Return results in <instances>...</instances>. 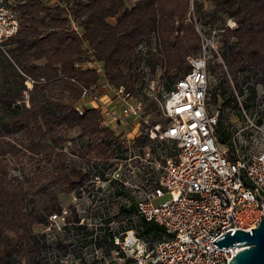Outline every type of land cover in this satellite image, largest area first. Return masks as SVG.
<instances>
[{
	"label": "trees",
	"instance_id": "16d2710c",
	"mask_svg": "<svg viewBox=\"0 0 264 264\" xmlns=\"http://www.w3.org/2000/svg\"><path fill=\"white\" fill-rule=\"evenodd\" d=\"M16 1L18 33L0 47V264H48L45 229L62 212L60 195L86 182L84 167L91 160L113 155L117 137L101 126L97 110L76 112L80 85L122 86L142 97L156 119L157 101L142 92V67L158 72L163 91L189 72L188 58L201 53L200 36L188 21L193 7L197 21L220 31L217 46L225 68L210 61L217 82L209 101L220 112L217 140L227 142L230 113L238 109L233 87L241 92L251 77L264 80V0H205L212 7L207 13L204 0ZM227 19L234 28L224 27ZM92 57L102 75L75 68ZM133 209H124L126 215ZM68 221L93 240V230L74 225L75 215ZM130 227L146 240L166 236L153 222ZM102 229L97 238L106 243L108 228Z\"/></svg>",
	"mask_w": 264,
	"mask_h": 264
},
{
	"label": "built area",
	"instance_id": "2783aa9c",
	"mask_svg": "<svg viewBox=\"0 0 264 264\" xmlns=\"http://www.w3.org/2000/svg\"><path fill=\"white\" fill-rule=\"evenodd\" d=\"M16 4L0 0V47L18 33ZM190 12L193 17V7ZM192 17L188 21L192 19L200 36L201 53L188 58L189 72L170 91L162 89L158 118L142 97L122 86L80 85L76 112L82 116L87 109L97 110L101 126L117 137L113 155L95 158L84 167L88 179L71 192L73 204L63 205L61 214L50 220L59 218L64 232L73 225L68 221L73 215L78 219L74 225H88L85 213L100 214L105 225L113 213L134 226L144 220L164 227L166 236L154 241L140 237L135 227L108 233L109 245L118 248L119 264H229L241 248L230 245L223 250L212 241L228 230L230 235L235 230L250 233L264 215V80L251 77L239 92L227 76L238 109L230 113V140L220 143L215 134L220 112L209 101L217 82L210 63L225 65L212 37ZM139 48L144 51L142 45ZM74 66L102 75L93 57ZM164 196L169 199L153 203ZM131 205L134 209L126 215L124 209Z\"/></svg>",
	"mask_w": 264,
	"mask_h": 264
},
{
	"label": "rangeland",
	"instance_id": "374dc122",
	"mask_svg": "<svg viewBox=\"0 0 264 264\" xmlns=\"http://www.w3.org/2000/svg\"><path fill=\"white\" fill-rule=\"evenodd\" d=\"M47 1H54V0H47ZM212 10L211 4L209 1H203L202 3V11L204 13H207ZM193 18L197 21V18L194 14V8H193ZM197 23L200 25V28L205 31L206 35H210L209 37H212V43L217 46L216 40H218V34L220 31H212L210 29V24L202 25L199 21ZM234 23L230 20L227 21L224 25V27L234 28ZM212 35V36H211ZM217 48V47H216ZM217 50H219L217 48ZM145 74L146 78V84L144 88L142 89L143 93L147 98L153 101H160L159 95L162 93V88L159 84V74L156 72L155 74H151L146 70V68L142 69ZM154 85V90L150 89V85ZM213 84V81H211ZM149 96H155L156 99H152V97ZM159 105V103H158ZM211 107H213V104L210 103ZM158 118V117H157ZM232 120H234V117H232ZM126 131V130H125ZM60 198L63 201V205L66 207L70 204H73L72 199V193H66L61 194ZM169 199L168 196H164L159 200H154L153 203L157 204L161 201H166ZM93 203V200H92ZM84 217L87 219L88 225L85 227L88 230H93V240L88 241L90 238L89 236H85L84 233L80 230H77L73 226H69V228H66L65 232L62 229V222L59 218H55L51 221V225H49L45 232L47 234L48 243L50 244L51 248L47 250L46 253V260L48 264H104V258L110 259V264H119L117 261V246H110L108 243V236H107V242H99L97 238V234H101L104 229L102 228H109L108 233H115L119 234L120 231L124 230L127 226H134L132 222H129V220L121 218L115 214H111L112 216L111 222L108 225H105L104 221L101 218V215H89L88 213H85ZM101 218V219H100ZM133 230H135L133 228ZM36 231H38V228H36ZM144 238V237H143ZM87 241L85 245H83L84 241ZM148 241H154L149 240ZM99 242V246H97V243ZM61 247L60 250L56 246Z\"/></svg>",
	"mask_w": 264,
	"mask_h": 264
},
{
	"label": "water",
	"instance_id": "95a60500",
	"mask_svg": "<svg viewBox=\"0 0 264 264\" xmlns=\"http://www.w3.org/2000/svg\"><path fill=\"white\" fill-rule=\"evenodd\" d=\"M231 230L217 237L212 244L215 248L226 250L237 246L241 249L228 261L229 264H264V215L255 229L251 232L235 230L230 235Z\"/></svg>",
	"mask_w": 264,
	"mask_h": 264
}]
</instances>
